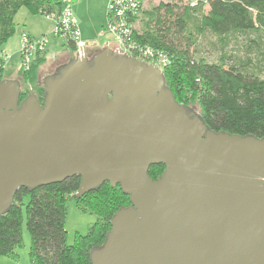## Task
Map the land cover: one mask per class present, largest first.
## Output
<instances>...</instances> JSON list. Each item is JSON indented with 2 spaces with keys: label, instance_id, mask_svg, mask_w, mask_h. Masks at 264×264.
I'll use <instances>...</instances> for the list:
<instances>
[{
  "label": "water",
  "instance_id": "1",
  "mask_svg": "<svg viewBox=\"0 0 264 264\" xmlns=\"http://www.w3.org/2000/svg\"><path fill=\"white\" fill-rule=\"evenodd\" d=\"M42 84L43 105L0 80V214L19 188L76 176V196L107 182L130 203L90 264H264V137L208 129L121 48L84 49Z\"/></svg>",
  "mask_w": 264,
  "mask_h": 264
},
{
  "label": "trees",
  "instance_id": "2",
  "mask_svg": "<svg viewBox=\"0 0 264 264\" xmlns=\"http://www.w3.org/2000/svg\"><path fill=\"white\" fill-rule=\"evenodd\" d=\"M192 1L167 0L148 10L142 28L132 30V42L166 57L161 70L165 86L179 104L194 110L208 129L264 137V95L259 89L264 77L260 72L252 68L249 59L224 51L214 62L196 56L198 41L206 33L222 48L237 35L264 33V0ZM63 6L62 0H0V47L14 35L19 9L47 15L60 13ZM67 46L72 52V42ZM24 91L19 101L31 94L27 87ZM162 170L163 165H153L148 176L154 180ZM78 185L75 176L32 190L19 188L10 208L0 214V257L15 256L25 215L31 264H90L89 253L103 244L111 217L130 203L118 185L111 187L105 182L76 196ZM71 200L97 219L84 235L76 234L67 244L65 218Z\"/></svg>",
  "mask_w": 264,
  "mask_h": 264
},
{
  "label": "rangeland",
  "instance_id": "3",
  "mask_svg": "<svg viewBox=\"0 0 264 264\" xmlns=\"http://www.w3.org/2000/svg\"><path fill=\"white\" fill-rule=\"evenodd\" d=\"M166 2L167 0H142L141 10L133 24L134 29L138 30L142 28L146 22V12L148 10ZM192 2H194V0ZM107 4L108 0H70L69 7L72 17L76 20V27L79 32L80 39H83L84 41L86 39H90L92 41L91 43H95L98 40L96 43L99 44L100 47L115 49V47H119V45L117 42V35L107 27L108 19L110 18L107 13ZM14 24V37L17 35V32L19 35V31L23 32L24 29L29 30L27 31L34 41H38L41 36L48 37V43L45 46L44 51L37 54V57H33L30 73L24 74L19 66L20 74L26 75V78L23 77L24 79H22L24 83L32 86L33 90L36 91L39 86H42L41 80L49 74L48 72H52L54 67L58 66V64L56 65V61H59L58 58H63L60 56L67 50V47H62V50H55L56 43L57 41L59 42L60 39L56 36H51V32L54 27V20L47 18L45 15L39 14L34 16L28 13L26 9L21 8L15 14ZM28 32L20 34V41L22 34H27ZM63 44L66 46L68 45V43ZM72 44L73 50L70 52V58L76 56L77 54V45L74 42ZM90 45L91 44H88L85 48L89 49ZM196 49V56L202 57L209 62L217 61L222 51L227 54L240 57L242 58L241 60L249 59L252 68L258 70L260 72V76L264 77V33L237 35L236 37H233L229 44L224 48H222V46L216 41L214 36L206 33L199 39ZM0 55L3 58L0 60V77L2 79L6 77L7 79H15L16 76H19L20 74L5 75V65L7 63H5L4 60L5 56L2 54ZM131 55L136 54L133 53ZM67 61L68 60H65L60 64H64ZM27 76L30 78V81L27 80ZM259 89L260 95L263 96L264 85L259 86ZM96 219L97 217L94 214L84 212L81 208H79L74 200L68 201L65 218L67 244H71L73 242L76 234L84 235L87 232L88 227H90ZM29 247L30 237L25 226V215H23L21 244L15 247L14 257H0V264H31L29 259Z\"/></svg>",
  "mask_w": 264,
  "mask_h": 264
},
{
  "label": "built area",
  "instance_id": "4",
  "mask_svg": "<svg viewBox=\"0 0 264 264\" xmlns=\"http://www.w3.org/2000/svg\"><path fill=\"white\" fill-rule=\"evenodd\" d=\"M62 2L64 6L60 13L45 15L47 18L54 20L51 36H56L62 43H76V56H79L85 46L79 38L75 19L71 15L70 0H62ZM141 4L142 0H108L107 13L110 18L107 27L117 35L118 48L123 49L130 56H136V58L147 63H153L162 70L167 64L166 57L158 51L154 52L149 48L135 45L130 38L134 29L133 24L141 10ZM47 43V36H41L38 41H34L28 34H22L19 53L20 67L24 73L30 70L33 57H37V54L42 53ZM133 53L136 55H131ZM1 58L0 55V60Z\"/></svg>",
  "mask_w": 264,
  "mask_h": 264
},
{
  "label": "crops",
  "instance_id": "5",
  "mask_svg": "<svg viewBox=\"0 0 264 264\" xmlns=\"http://www.w3.org/2000/svg\"><path fill=\"white\" fill-rule=\"evenodd\" d=\"M34 16H36V15H34ZM75 22H76V20H75ZM75 25H76V23H75ZM76 29H77V27H76ZM27 30L28 29H24L23 32L26 33V32L29 31V30L28 31ZM23 32H20L19 31V35H18V32H17V35L15 37L13 35L12 37H10L6 41V43H4L0 47V54H2L3 56H5V59L4 60H5V63H7L5 65V68H6L5 69L6 70L5 71V73H6L5 75H9V74L19 75L20 74V72H19V66H20V53H19V51H20V34L23 33ZM27 34L29 36H31L29 34V32ZM15 39H16V42H15ZM80 40L84 43L85 47L88 44H91L89 49L86 48L87 52H91L92 53V52H94L95 50H97L99 48H103V47H100V45L96 43L98 40L95 43H91L92 41L90 39H86L85 41L83 39H80ZM62 47H67V50L60 56V57H63V58H58L59 61L58 62L56 61V64L61 63V62H64L65 60H69L70 59L71 54H70V51H69V47L66 46V45H64L60 41L59 42L57 41L55 50H62ZM41 73H42V70H41ZM4 79H7V77L4 78Z\"/></svg>",
  "mask_w": 264,
  "mask_h": 264
},
{
  "label": "flooded vegetation",
  "instance_id": "6",
  "mask_svg": "<svg viewBox=\"0 0 264 264\" xmlns=\"http://www.w3.org/2000/svg\"><path fill=\"white\" fill-rule=\"evenodd\" d=\"M87 53H88V55L91 54V52H87ZM59 64H60V63H58V66H59ZM56 65H57V64H56ZM60 65H62V64H60ZM56 67H57V66H56ZM56 67H54V69L52 70V72L49 71V72H48L49 74H47V75H50V74L54 73V70L56 69ZM29 73H30V70L27 72V74H29ZM24 74H26V73H24ZM47 75H46V76H47ZM15 79L19 81V83H20V85H21V89H22L23 91H24L25 88L27 87V91H28L29 93H34V94L39 98L41 105H43L42 98H41L42 95L40 94V91L43 89L42 80H41V84H42V86H39L38 89H37L36 91H34L33 88H32V86H30V85L24 83V81L22 80V79H24V78L22 77L21 74H20L19 76H16ZM0 80H3V79L0 78ZM25 86H26V87H25ZM24 92H25V91H24Z\"/></svg>",
  "mask_w": 264,
  "mask_h": 264
},
{
  "label": "bare ground",
  "instance_id": "7",
  "mask_svg": "<svg viewBox=\"0 0 264 264\" xmlns=\"http://www.w3.org/2000/svg\"><path fill=\"white\" fill-rule=\"evenodd\" d=\"M85 50H86V48H85ZM87 51V50H86Z\"/></svg>",
  "mask_w": 264,
  "mask_h": 264
}]
</instances>
